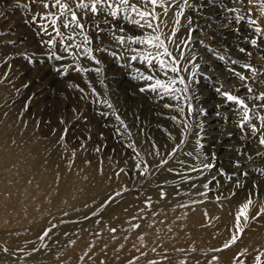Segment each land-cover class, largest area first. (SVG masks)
Listing matches in <instances>:
<instances>
[{"label":"rangeland","instance_id":"374dc122","mask_svg":"<svg viewBox=\"0 0 264 264\" xmlns=\"http://www.w3.org/2000/svg\"><path fill=\"white\" fill-rule=\"evenodd\" d=\"M190 2L197 6L204 4L202 9L188 10L185 13L186 16L192 17L193 26H197V31L193 33L192 50L198 57L200 75L196 76V83L187 93L190 100L185 103V119H188L187 103H191L194 109L190 119L192 135L186 137V143L182 145L183 151L178 152L177 156L180 160L195 164L197 161L184 153L191 151L196 155L197 150L203 152L215 164L212 170H205L202 177L206 178L215 176L219 169L223 170V162H229L221 158L225 152L234 155L238 160L248 159L251 156L252 159L247 161L249 163H244L246 164L244 167L248 170H243L244 167L237 169L236 175L233 176L234 181L244 183L256 177L264 180V176L257 172V169H264V158L255 155L257 151L264 152V147L250 139L241 138L242 133L237 127L239 121L237 107L234 104L225 103L224 98L218 96L215 91L221 85L224 90H229L233 85L239 86L240 83L232 76V73L227 71L228 67L234 66L230 62L226 64L219 60L217 55L245 60L246 57L238 51V47H244L254 53L255 49H251V46L244 42L243 36L247 32L243 24L239 25L240 35L234 31L237 25L228 22L232 13L223 12L219 6V0L217 6L209 4L207 0H190ZM25 4H28L31 10L26 9L23 6ZM223 4L228 7H243L239 3L233 5L231 0H223ZM204 10L211 12L212 17L207 19L212 22L204 18ZM44 11L46 10L41 5L32 3L31 0H0V79H3V83H0V130L5 126L8 127L9 149L14 150L19 146L43 149L46 152L44 156L46 160L67 167L71 160L73 161L71 168L74 165L94 169L102 165L110 166L114 185L90 207L79 211L78 216L81 217L79 223L86 221L82 218L85 215L91 216L93 211H97L99 215L109 211L126 195H134L146 200L153 192L160 194L161 188L165 192L174 189L182 182L181 177L175 172H168L166 168L182 170V166L175 158H170L169 164L160 168L154 175L140 176L138 170H135L138 160L148 163L150 172L151 166L158 163L159 157L149 154L153 142L165 155L178 142L180 127L171 117L179 116V113L164 107L165 103L171 104L174 101L162 100L151 91L140 92L139 88L144 86V82L132 78L136 74L134 69L130 70L122 66L123 61L118 62L105 52L94 53L101 61L99 65L87 59L75 62L83 68H100L99 75L95 71L86 73L75 70H67L64 73L56 71L62 63L72 65L74 61L71 57L65 61L50 58L49 49L44 44L49 37L41 35L37 25L31 22L35 13ZM182 23L186 21L182 20ZM186 32L187 29L182 28L178 36H184ZM92 35L95 39L94 32ZM200 40L212 49H216L217 55H213L203 47L198 42ZM101 41L109 45L112 50H119L107 33L101 34ZM133 47L136 46L133 45ZM26 57H30L31 62ZM252 62L257 66H264V59L259 55L254 54ZM135 67H142V65L136 64ZM188 67L194 71L191 65ZM5 73H7L6 77ZM184 75L187 77L188 73ZM86 81L91 82V87ZM93 88L98 95H93ZM80 89L84 91L81 92ZM254 89L257 93L264 92V85H254ZM241 94H245L243 89ZM98 99L99 102H97ZM104 100L109 101L112 107L109 108ZM116 115H119L124 125H127L126 129L116 119ZM196 133L199 135L197 136ZM209 133L213 134L210 136ZM61 136H64V140L60 139ZM170 136L176 139H170ZM197 140L201 146L199 148ZM130 144H135V152L128 147ZM237 149L246 154H239ZM73 150H76L74 157ZM252 165L257 168L251 169ZM120 169L125 171L120 172ZM243 172H247L248 175L243 176L241 174ZM117 173H120L119 176L116 175ZM221 177L222 184L230 181L227 175ZM18 181L19 184H25L24 180ZM165 181L168 183L166 184ZM17 182L4 183L8 194L12 192L15 196L18 194L15 188H11L12 184ZM125 188L130 190L123 191ZM235 188L239 191V188ZM227 189L224 192L229 193L231 189ZM49 190L51 189L42 190V192L49 193ZM117 192L122 194L115 198L114 203L101 210L99 205L109 195ZM20 193H24L22 188ZM58 217L62 216H55V218ZM52 224H56L57 227L50 234L51 239L46 238L43 242L48 245V249L56 244L58 238H64V233H68L67 236H69L72 231L69 232L68 229L66 231L64 223L52 222ZM47 227L49 224L39 230V235ZM34 240L36 243L39 241L38 237H35L32 241L23 242L20 245L21 249L31 250V248L40 247L42 242L39 241L35 245ZM30 244L33 245L30 246ZM7 246L15 248L19 244L0 242V248ZM47 248L41 247L40 251L46 252Z\"/></svg>","mask_w":264,"mask_h":264},{"label":"snow or ice","instance_id":"6c2138e0","mask_svg":"<svg viewBox=\"0 0 264 264\" xmlns=\"http://www.w3.org/2000/svg\"><path fill=\"white\" fill-rule=\"evenodd\" d=\"M31 2L41 5L46 10L35 13L31 18V22L37 25L41 35L49 37L47 41H44V44L49 49L50 58L56 61H65L71 57L74 61L72 65L62 63L56 68V71L61 73L67 70H75L80 73L95 71L99 75L101 73L100 68H83L75 62L80 59H87L99 65L101 61L96 58L94 53L105 52L118 62L123 61L122 66L128 67L130 70L134 69L136 74L132 78L144 82V86L139 88L140 92L151 91L156 93L162 100L170 99L174 101L171 104L165 103L164 107L179 113V116L171 117L177 126L180 127L179 140L166 155L153 142L150 146L149 154L159 157V161L156 165L151 166L152 171L150 172V165L143 160H138L135 164V170H138L140 176L154 175L160 168H164L169 164L170 158H175L182 166V170L177 171L172 167H168L166 170L170 173L175 172L176 175L181 177L182 182L199 180L204 176L205 170L215 168V164L209 160V157L198 150L196 155L191 151L184 153L186 156L196 160L197 163L195 164H189L185 160H180L177 156L178 152L183 151L182 145L186 143V137L192 135L190 119L194 109L191 103H187L188 119H185V103L190 100L187 93L191 90L192 85L196 83V76L200 75L198 57L192 50V44L194 43L193 33L197 31V26H193L192 17L190 15L186 16L185 13L188 10L197 11L202 9L204 7L203 3L197 6L191 3L190 0H31ZM207 2L213 6L218 4V0H207ZM231 3L233 5L239 3L243 7H228L223 4V0H219V6L222 11L232 13V16L228 18V22L237 25L234 29L237 35L241 34L239 25H244L247 32L243 36L244 42L250 45L251 49H255V53L244 47H238V51L243 53L246 59H231L225 55H217L216 49L204 44L203 40L198 42L210 53L217 55L219 60L224 61L226 64L230 62L234 66L228 67L227 71L232 73V76L240 82L239 86L233 85L231 89L224 90L223 85H221L215 91L218 96L224 98L225 103L234 104L237 107L239 116L237 127L242 133L241 138L250 139L258 143L259 146L264 147V92L257 93L254 89V85H264V78H262L264 77V66H257L252 62L254 54L264 59V0H231ZM23 6L31 10L28 4ZM182 20L186 21V23H182ZM41 21L43 23H40ZM182 28L187 29L186 35L178 36ZM93 32L95 33V39L92 35ZM104 33H107L118 46V51L112 50L109 45L102 43L101 34ZM96 41L101 42L96 43ZM94 44L95 47H93ZM133 45L136 47H133ZM26 58L31 62L30 57ZM199 59L203 58L199 57ZM136 64L142 65V67H135ZM189 65L194 71L189 69ZM184 73H188V76L186 77ZM4 75L6 77L7 73ZM250 81L251 83H249ZM0 83H3V79H0ZM86 83L91 87L90 81H86ZM242 89L245 94H241ZM80 91L83 92L84 89H80ZM92 93L93 95H98L94 88ZM97 102H99V99ZM104 103L109 108L112 107L109 101L104 100ZM116 119L119 120L125 129L127 128V125H124V121L119 115H116ZM198 127L200 126L198 125ZM196 135L198 136L199 133H196ZM60 139L64 140V136H61ZM170 139L176 138L170 136ZM197 146L198 148L201 147L199 140H197ZM81 147H83V144H81ZM128 147L134 152L136 151L135 144H130ZM165 148H167L166 145ZM236 151L242 155L246 154L239 149ZM75 154L76 150H73L72 156L74 157ZM136 154L139 156L138 152ZM255 155L264 158V152L257 151ZM248 159H252V157L249 156ZM72 163L73 161L70 160L69 168H71ZM142 163L143 168L141 169ZM234 166L239 169L241 167L240 162L237 160ZM124 171V169H120V172ZM257 172L259 175L264 176V169H257ZM188 173H197V175L194 177ZM119 174L117 173L116 175L119 176ZM218 174L221 176L227 175L229 180H232L233 176L236 175V173L229 175L222 169L218 170ZM241 174L245 177L248 175L247 172ZM165 183L167 184L168 181H165ZM213 183L218 187H222L216 176L201 185L192 183L190 187H202L205 191L197 192L196 195L207 198L208 193L213 191L210 187ZM235 187H242V183L236 182ZM252 187L253 191L249 192L246 200L237 205L234 213H230L233 216V220L228 227L229 238L224 241L221 248L212 249L211 251L219 252L237 244L243 238L251 222H258L260 219H264V204L260 205L254 212L252 207H250L254 204L253 194L258 189L255 182ZM128 190L130 189H123V191ZM121 194L122 192H117L114 195H109L99 205V208L101 210L106 209ZM167 195L161 188L160 198L166 199ZM175 195L179 196L180 191L177 190ZM234 195L235 192L231 190L228 195L221 192L215 196V200L217 202L230 200ZM203 202V200H191L190 204L182 203L178 204V207L188 208L191 204ZM144 203L146 208H150L151 197H148ZM85 207H88V205L86 204ZM143 211V208L140 209L138 214L128 221L132 230L141 227L139 223H132L131 221L145 219L144 216L139 214ZM64 215L66 216L67 213L65 212ZM97 215H99L97 211L91 213V216ZM204 215L206 218L208 217L207 211H205ZM91 216L85 215L82 219L88 220ZM64 222L61 220V223ZM72 223H79V221H72ZM96 223H100V221L97 220ZM56 227L57 225L52 224L50 221L49 227L43 229L38 236V240L42 242L41 246L34 247L26 255L40 251L41 247L47 248L48 245L43 242L46 238L51 239L50 234L53 233ZM109 231L115 234L117 229L113 227ZM64 235L67 236L68 233H64ZM96 235H99V233ZM115 238V235H113V239ZM139 239L143 240V236H140ZM69 243L75 242L70 241ZM89 247L91 248L92 245H89ZM120 247H123V245ZM136 250L140 252L138 248ZM3 251L7 252L8 249L4 248ZM19 251L23 252L24 250L20 249ZM151 251L156 253L157 249L153 247ZM177 251L183 252L184 249H177ZM247 252V248L239 251L234 257L233 264H245L241 257H245ZM157 254L160 255L159 253ZM85 256H88L87 252L84 253V256H81V260ZM142 256L146 257L147 253L140 252V255L133 257L128 261V264H136ZM262 256H264V252L257 254L254 257L253 264H264L261 259ZM161 258L163 260L168 259L166 254ZM216 259L217 257L213 256L208 264H212V261ZM100 264H104V262L101 261ZM147 264H159V261L149 259ZM197 264H199V261H197Z\"/></svg>","mask_w":264,"mask_h":264},{"label":"bare ground","instance_id":"6f19581e","mask_svg":"<svg viewBox=\"0 0 264 264\" xmlns=\"http://www.w3.org/2000/svg\"><path fill=\"white\" fill-rule=\"evenodd\" d=\"M210 13L204 10V18H211ZM7 131V126L0 130V242L18 243L19 246H7V252L0 248V264H100L101 261L104 264H128V261L139 256L140 252H146L147 256L140 257L136 264H147L149 259H155L159 264H197V261L199 264H208L213 256L217 259L213 260L212 264H233L234 257L244 248H247L248 252L241 259L245 264H253L254 257L264 252V219L251 222L237 244L219 252L211 251L221 248L229 238L228 227L233 220L230 213H234L237 205L243 203L249 192L253 191L254 182L258 189L253 194L254 204L250 207L254 212L264 204V180L259 177L242 183V187L237 191L236 181L232 179L222 184L223 178L217 171L215 176L222 187L211 184L213 191L208 193L207 198L196 195L197 192L205 191L202 187L191 188L190 185H201L212 180L213 176L181 182L178 187L166 191V199H161L158 192L151 193L150 208L145 207V199L126 195L109 211L93 216L83 223H71L79 218L80 210L90 207L114 185L110 166L102 165L94 169L74 165L69 168L46 160L45 150L37 147L34 149L31 146H19L10 150ZM211 134L213 133H209L210 136ZM221 156L229 161L223 162V171L229 175L236 173L234 164L238 158L226 152ZM238 161L242 163L241 167H244V163H249L247 161L250 160L242 158ZM244 168L243 170H248L247 167ZM252 168L257 167L252 165ZM18 180H24L25 184H19ZM13 181H18L11 187L17 190L16 196L13 192L8 194L4 184ZM226 187L237 196L217 202L215 196L219 193L228 195V192H224ZM21 188L24 193H20ZM46 189L51 190L49 193H43L42 190ZM177 190L180 191L179 196L175 195ZM191 200L204 202L191 204L188 208L178 207V204H190ZM86 204L88 207H85ZM142 208L144 211L139 214L145 219L131 221L141 225L140 228L132 230L128 221ZM205 211L208 213L207 218ZM58 215L62 217L55 218ZM61 220L65 221L66 231L72 230L69 236L58 238L56 244L51 243L53 246L47 248L46 252L26 255L30 250L23 248V252L19 251L20 245L38 237L39 230L48 225L49 221L58 223ZM97 220L100 223H96ZM113 227L117 229L115 234L109 231ZM97 233L99 235H96ZM140 236H143V240L139 239ZM70 241L75 243H69ZM35 243L36 241L33 242ZM121 245L123 247H120ZM153 247L157 249L156 253L151 251ZM85 252L88 256L81 260ZM164 254L167 255V260L161 258ZM261 259L264 261V256Z\"/></svg>","mask_w":264,"mask_h":264}]
</instances>
